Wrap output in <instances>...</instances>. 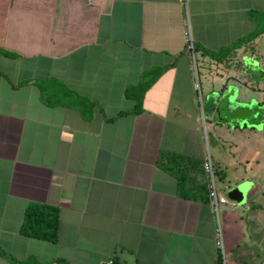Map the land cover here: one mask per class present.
<instances>
[{
  "label": "crops",
  "instance_id": "1",
  "mask_svg": "<svg viewBox=\"0 0 264 264\" xmlns=\"http://www.w3.org/2000/svg\"><path fill=\"white\" fill-rule=\"evenodd\" d=\"M252 10L264 0H0V264H264V62L221 50ZM163 152L195 160L187 195ZM29 202L58 208L55 242L20 233Z\"/></svg>",
  "mask_w": 264,
  "mask_h": 264
},
{
  "label": "trees",
  "instance_id": "2",
  "mask_svg": "<svg viewBox=\"0 0 264 264\" xmlns=\"http://www.w3.org/2000/svg\"><path fill=\"white\" fill-rule=\"evenodd\" d=\"M249 17L254 22V28L237 38L230 44L222 48L224 51L222 55L224 57H230L234 55L236 49L244 48L251 54H255V49L252 45V41L258 36L264 34V11L252 10L249 12ZM203 52L212 57H220L219 50L217 53L212 50L202 48ZM194 160L187 156L178 153L163 152L160 156V165L171 173H178L180 180V190L184 191L187 195L189 188L186 186L185 173L181 169V164ZM195 161V160H194ZM197 162V161H196ZM202 165V162H200ZM204 189V190H203ZM203 195L201 198L205 199L208 196V186L205 185L202 188ZM201 192V193H202ZM58 225H59V210L56 206L40 203L29 202L25 208L22 222L20 225V233L24 236L39 238L50 242H55L58 237ZM63 262V260H58ZM112 264H119L118 262H112Z\"/></svg>",
  "mask_w": 264,
  "mask_h": 264
},
{
  "label": "built area",
  "instance_id": "3",
  "mask_svg": "<svg viewBox=\"0 0 264 264\" xmlns=\"http://www.w3.org/2000/svg\"><path fill=\"white\" fill-rule=\"evenodd\" d=\"M184 4L187 2V0H181ZM88 2L91 3V0H88ZM187 47L188 49H192V41L190 39V37H188L187 39ZM203 169L204 172L206 174L207 177V186H208V196L210 199V204L215 212V214L217 215L218 213V207L221 204H225L227 203V199L220 194V192L218 191L217 188V176H216V171H215V167L212 163V160L210 158V155L207 154L204 161H203ZM216 246L221 249V251L223 250V239H222V232H221V228L218 222V218H217V228H216ZM112 260L108 261V264H112Z\"/></svg>",
  "mask_w": 264,
  "mask_h": 264
},
{
  "label": "rangeland",
  "instance_id": "4",
  "mask_svg": "<svg viewBox=\"0 0 264 264\" xmlns=\"http://www.w3.org/2000/svg\"><path fill=\"white\" fill-rule=\"evenodd\" d=\"M255 51L259 54L258 57L264 62V36L258 37L255 41ZM257 67L258 69H254L255 71L252 72V75L259 77L261 82V78L264 76V69L259 66V63H257ZM260 117H264V113L262 111L260 112ZM259 201L264 202V197L260 198Z\"/></svg>",
  "mask_w": 264,
  "mask_h": 264
},
{
  "label": "water",
  "instance_id": "5",
  "mask_svg": "<svg viewBox=\"0 0 264 264\" xmlns=\"http://www.w3.org/2000/svg\"><path fill=\"white\" fill-rule=\"evenodd\" d=\"M104 264H107V263H104Z\"/></svg>",
  "mask_w": 264,
  "mask_h": 264
}]
</instances>
